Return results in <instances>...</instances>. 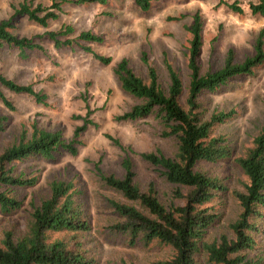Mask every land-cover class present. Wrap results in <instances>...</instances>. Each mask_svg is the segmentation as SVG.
<instances>
[{"label":"rangeland","instance_id":"1","mask_svg":"<svg viewBox=\"0 0 264 264\" xmlns=\"http://www.w3.org/2000/svg\"><path fill=\"white\" fill-rule=\"evenodd\" d=\"M22 1L0 0V22L12 19L13 8ZM220 1L156 0L147 12L142 11L134 0H107L106 4L83 6L66 4L58 13L59 18L50 21L48 28L27 17L13 19V33L21 38H33L46 31L58 32L63 26L74 29L70 39L90 31L103 38L101 44H90V48L102 56L111 57L112 63L102 65L76 45L56 49L49 41L41 43L44 52H29L27 58H21L19 50L7 46L0 51L1 73L18 84L32 85L35 91L47 97L45 103H37L30 96L2 89L14 109L7 108L0 100V116L8 117L6 128L0 133V153L19 138L22 130L31 133L34 124L47 131L60 132L63 139L70 142L75 130L84 125L89 112V121L93 123L78 138L80 145L76 156L61 151L53 160L35 157L9 166L17 175L37 178V183L29 188L11 189L22 206L8 214L0 211V241L4 231L9 229L23 234L31 202L39 203L46 198L52 181L64 180L73 182L79 193L77 200L91 224V230L84 234V241L97 264H151L173 255L171 248L159 242L149 246L139 242L131 247L126 235L111 229L121 219L115 215L108 200L134 203L108 189L100 174L123 177L122 163L126 157L130 158L136 182L143 189L153 184L159 198L169 204L176 187L165 181L160 169L144 162L141 154L160 151L164 156L174 158L177 152L176 139L162 137V125L154 116L134 122L116 120L139 100L121 90L114 68L126 59L130 67L146 79L147 67L142 62L144 52L150 65L157 70L162 88L167 91L170 80L166 63L171 64L183 80L181 103L185 104L190 81L187 50L191 35L188 27L195 14L199 13L204 21L199 58L203 73L222 68L231 49L235 52L236 62L253 55L255 40L264 30V18L252 16L247 11L248 3L259 0H224L244 6L246 12L243 15L230 12L224 5H219ZM36 4L50 6L51 0H37ZM202 101L207 116L216 111L234 112L229 120L217 125L212 134L227 140L233 150L232 158L199 165L209 176L219 178L228 187L227 192L209 205L218 220L206 236L208 242L224 233L230 235L229 225L241 212L234 192L244 190L243 183L247 178L235 159L246 153L264 126V65L253 76L234 78L215 93L204 94ZM110 138L118 140L120 146ZM261 230H264V221ZM257 242V248L249 257L264 264V234L257 236Z\"/></svg>","mask_w":264,"mask_h":264},{"label":"trees","instance_id":"2","mask_svg":"<svg viewBox=\"0 0 264 264\" xmlns=\"http://www.w3.org/2000/svg\"><path fill=\"white\" fill-rule=\"evenodd\" d=\"M36 1L23 0L13 8L12 19L0 22V51L7 46L19 50L21 58H27L29 52H44L41 43L49 41L56 49L76 45L102 65L112 63L111 57L102 56L90 48V44L103 42L101 36L90 31L82 32L73 39L69 38L75 33L71 26H63L58 32L46 31L33 38H21L13 33L15 17H27L39 26L48 28L49 22L59 18L58 13L63 11L66 4H106L107 0H51L50 6L36 4ZM134 1L142 11L147 12L156 0ZM219 5H224L237 15L246 12L238 2L221 0ZM247 11L252 16L264 18V0L248 3ZM203 30V18L197 13L188 27L191 35L187 50L190 81L185 104L181 103L183 80L171 64L166 63L170 80L167 91L162 88L158 72L150 65L144 52L142 62L147 67L146 79L139 76L126 59L114 68V76L121 90L139 100L116 120L134 122L154 116L162 125V137L176 139L177 152L174 158L166 157L160 151L141 154L144 162L160 169L165 181L176 187L169 204L159 198L153 184L143 189L136 182L130 158L126 157L122 163L123 177L100 174L101 181L108 189L134 203L108 200L115 215L121 219L111 229L126 235L131 247L139 242L144 246L159 242L172 249L173 255L169 259L151 264H260V261L249 256L258 246L257 236L264 234V230H261L264 221V126L246 153L235 159L247 178L243 183L244 190L234 192L241 208L238 219L229 225L230 235L224 233L208 242L206 236L218 220V215L209 205L220 194L227 192L228 187L219 178L209 176L199 165L226 161L233 156L227 140L212 134L214 128L229 120L234 112L216 111L207 116L202 97L206 93H215L234 78L253 76L264 65V30L255 40L253 55L236 62L235 52L231 49L222 68L206 73L202 72L199 63ZM2 89L30 96L37 103H45L47 99L32 85L18 84L0 72V100L11 110L14 109L13 105ZM89 114L84 118V125L75 130L70 142L65 141L60 132L47 131L34 124L31 133L22 130L19 138L4 148L0 153V188L7 190H0L2 213H11L22 206L12 195V188H29L37 183V178L17 175L15 169L9 166L35 157L53 160L61 151L76 156L80 145L78 138L88 125L93 124L89 121ZM7 123L8 117L0 116V133ZM113 141L120 146L118 140ZM49 190V195L39 203L31 202V212L23 234H17L14 229L4 231L0 241V264H97L84 241V234L91 230V224L77 200L79 193L75 184L54 180L49 184Z\"/></svg>","mask_w":264,"mask_h":264}]
</instances>
